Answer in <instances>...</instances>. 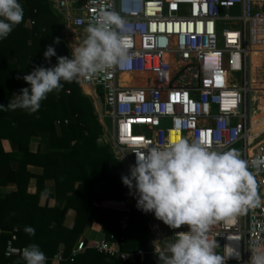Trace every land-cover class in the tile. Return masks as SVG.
<instances>
[{
	"label": "built area",
	"instance_id": "obj_1",
	"mask_svg": "<svg viewBox=\"0 0 264 264\" xmlns=\"http://www.w3.org/2000/svg\"><path fill=\"white\" fill-rule=\"evenodd\" d=\"M50 2L56 14L82 30L85 37L86 28L101 10L115 12L126 22L130 66L73 81L94 104H102L98 114L104 142L122 164V176L129 175L130 166H135L137 146L168 143L171 131L190 140H210L209 146L213 148L218 147L219 140L222 150L245 137L243 160L255 181L260 203L244 214L217 223L210 235L216 236L218 253L230 251L228 245L240 252V260L229 257L226 264H247L249 249L264 248V138L250 153L249 135L246 136L253 109L249 88L253 48L259 47L264 53V12L256 10V0ZM70 10L75 12L72 17L67 14ZM46 60L53 66L54 57ZM160 74L167 76L154 82ZM234 74H239V79ZM138 78L141 82L136 81ZM121 203L125 205V214L119 219L118 230L89 244L78 240L71 249L70 262L86 248L106 253L112 261L127 262L143 260L145 255L156 254L155 249L163 247V222L154 213L146 212L150 244L147 248L122 249L132 201ZM179 231L187 230H174L171 242ZM16 240L14 228L6 243V257L15 252ZM23 248L16 251L20 259L17 264H26L20 254ZM45 257V264H61L65 260L63 248Z\"/></svg>",
	"mask_w": 264,
	"mask_h": 264
},
{
	"label": "trees",
	"instance_id": "obj_2",
	"mask_svg": "<svg viewBox=\"0 0 264 264\" xmlns=\"http://www.w3.org/2000/svg\"><path fill=\"white\" fill-rule=\"evenodd\" d=\"M23 7L22 22L16 25L7 38L0 40V104L7 105L13 94L29 87L23 76L37 67H51L43 53L46 47H54L56 56L71 58L62 38V18L52 8L50 0H19ZM32 22L28 26V22ZM59 42L54 43V38ZM52 63V62H51ZM19 77V78H18ZM62 89L47 94L35 113L27 110H0V168L18 164L16 170H9L7 176L17 183L18 192L0 198V264H17L20 259L17 250L30 244H37L47 256H53L60 244L63 245L65 260L61 264H157L154 254H147L143 260L123 262L105 261L106 253L86 248L68 259L71 249L85 227L109 235L118 230L119 219L125 214V205L111 204L132 201L124 250L147 248L151 239L146 212L136 206L135 190H130L121 180L122 164L116 160L108 144H98L103 134L93 102L75 82L62 83ZM46 137L50 150L44 153L29 151L32 137ZM2 139L17 144L14 151L6 152ZM28 164L43 167V174L37 177L41 185L46 179L55 181L57 200H65L61 209L40 204L39 194L27 193L20 181L21 173ZM27 181L25 179L24 183ZM69 209L76 211L72 228L63 225ZM15 211V215H10ZM25 226L35 229L34 235L24 231ZM17 229L15 252L5 256L6 243L12 230ZM85 241V244H89Z\"/></svg>",
	"mask_w": 264,
	"mask_h": 264
},
{
	"label": "clouds",
	"instance_id": "obj_3",
	"mask_svg": "<svg viewBox=\"0 0 264 264\" xmlns=\"http://www.w3.org/2000/svg\"><path fill=\"white\" fill-rule=\"evenodd\" d=\"M23 16L19 0H0V40L7 38ZM125 23L119 14L101 10L86 28L82 43L71 49V58L57 56L54 66L37 67L24 75L30 86L21 88L7 105L0 104V110L20 108L35 113L48 93L62 89V81L92 79L114 68L129 67L130 40ZM58 42L59 37L54 38V43ZM43 55L45 59L56 56L54 47L47 46ZM216 143L218 147L213 148L207 139L174 137L163 145L140 144L134 150L135 166L121 177L130 190L135 189L140 210L154 213L172 229L187 225V231L176 232L172 242L155 249L158 264H226L229 257L241 258L231 245L230 251L218 253L220 245L216 236L210 235L211 229L256 207L260 198L239 152L222 150V143ZM24 231L35 234L31 226H25ZM249 250L247 264H264V248ZM20 254L26 264L46 262L35 243L25 246Z\"/></svg>",
	"mask_w": 264,
	"mask_h": 264
},
{
	"label": "crops",
	"instance_id": "obj_4",
	"mask_svg": "<svg viewBox=\"0 0 264 264\" xmlns=\"http://www.w3.org/2000/svg\"><path fill=\"white\" fill-rule=\"evenodd\" d=\"M68 17H72L73 15H75L74 11H68L67 12ZM63 20V19H62ZM64 22V20H63ZM66 25L67 27H71V24L66 21ZM64 42L66 44V40L64 38ZM15 94H19V92H16L13 94L12 99L14 98ZM20 111V110H25V109H20L17 108L15 109V111ZM103 136V135H102ZM98 144H103L105 142H103L101 140V138L98 139ZM2 146L4 151L6 152H11L14 151L17 148V144L14 143L12 140L9 139H2L1 141ZM50 150V141L48 138L46 137H41V136H34L31 138L30 142H29V151L32 153H44ZM18 168V164H11L10 167H2L0 168V198H6L8 195L10 194H16L18 192V186L17 183L14 182L13 180L8 178V174L7 172L9 170H16ZM43 167L38 166V165H33V164H28L26 166L25 171H23L21 173V178L20 181L22 184H25L26 187V191L27 193L31 194V195H35V194H39L40 196V204H45L48 203L49 206L53 207H57L59 209L63 208L65 206V200H57L56 196H55V181L53 179H46L44 182L40 184H38V180L37 177L41 176L43 174ZM122 175V172H121ZM27 178V181L24 183L25 179ZM107 203H111V204H121L122 203H118L115 201H107ZM15 211H11L10 215H15ZM75 219H76V211L73 209H69L64 217L63 220V225L66 228H72L74 223H75ZM104 233L102 231H98L95 230L89 226L85 227L84 231L82 232V234L79 236L78 240H85V241H89L92 242L95 239L100 238ZM77 240V241H78ZM150 244V243H149ZM60 248H63V245L60 244L58 246L59 250ZM156 255L157 259L158 256ZM105 261L108 263H112L113 261L110 260L109 258H105ZM141 261V260H140ZM158 264V262H157Z\"/></svg>",
	"mask_w": 264,
	"mask_h": 264
},
{
	"label": "rangeland",
	"instance_id": "obj_5",
	"mask_svg": "<svg viewBox=\"0 0 264 264\" xmlns=\"http://www.w3.org/2000/svg\"><path fill=\"white\" fill-rule=\"evenodd\" d=\"M255 8L257 11L264 12V0H256ZM31 23L28 22V26ZM62 38L66 40V47L71 55V49L75 46H78L85 39V33L80 29H75L72 26L69 28L66 25V21L62 25ZM261 48H253L252 59H251V68H250V102L253 104V109L251 113V125L249 134V147L250 153L253 151L255 146L264 138V53L259 51ZM249 76L247 78L249 79ZM235 79H239V74H234ZM136 81L141 82V78L136 79ZM95 113L99 121V112L102 110V104H94ZM105 124L109 125V120H104ZM100 123V122H99ZM101 124V123H100ZM102 126V125H101ZM103 128V127H102ZM103 135V134H102ZM170 142L174 137H178L177 133L169 132ZM104 142L103 136L100 137ZM105 144V143H104ZM229 149H234L239 152L241 159H244V152L246 149L245 146V137L236 145ZM163 222V221H162ZM165 236L163 238V247L171 242L172 232L176 229L169 228L168 225L164 224ZM216 224L212 227H215ZM180 228L187 229V225H183ZM151 242V240H150ZM149 242V243H150Z\"/></svg>",
	"mask_w": 264,
	"mask_h": 264
},
{
	"label": "bare ground",
	"instance_id": "obj_6",
	"mask_svg": "<svg viewBox=\"0 0 264 264\" xmlns=\"http://www.w3.org/2000/svg\"><path fill=\"white\" fill-rule=\"evenodd\" d=\"M166 76H167V74H160V75H157V76H155L154 77V82H161L162 80H164L165 78H166ZM172 132H174V131H172ZM176 133V132H175ZM249 135V137H250V134H249V132L246 134V136H248ZM160 137H161V135H160Z\"/></svg>",
	"mask_w": 264,
	"mask_h": 264
},
{
	"label": "snow or ice",
	"instance_id": "obj_7",
	"mask_svg": "<svg viewBox=\"0 0 264 264\" xmlns=\"http://www.w3.org/2000/svg\"><path fill=\"white\" fill-rule=\"evenodd\" d=\"M153 27H155V26H153ZM208 29H209V31L211 30V25H208ZM233 103H235V102H233ZM137 139H139V138H137ZM211 141L209 140L208 141V143H210ZM252 183H253V185L255 186V181H254V179H252ZM256 188V187H255Z\"/></svg>",
	"mask_w": 264,
	"mask_h": 264
}]
</instances>
